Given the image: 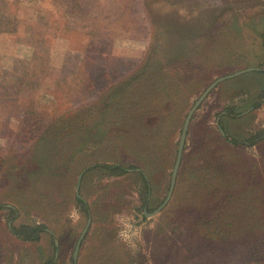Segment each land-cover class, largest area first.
I'll list each match as a JSON object with an SVG mask.
<instances>
[{
  "label": "rangeland",
  "instance_id": "obj_1",
  "mask_svg": "<svg viewBox=\"0 0 264 264\" xmlns=\"http://www.w3.org/2000/svg\"><path fill=\"white\" fill-rule=\"evenodd\" d=\"M249 67L193 111L152 213L187 110ZM263 87L264 0H0V264H72L87 217L75 264H245L264 248Z\"/></svg>",
  "mask_w": 264,
  "mask_h": 264
},
{
  "label": "trees",
  "instance_id": "obj_2",
  "mask_svg": "<svg viewBox=\"0 0 264 264\" xmlns=\"http://www.w3.org/2000/svg\"><path fill=\"white\" fill-rule=\"evenodd\" d=\"M262 92L264 93V87L262 89ZM218 128L223 129V126L218 123ZM250 139L255 138V134H251ZM250 140H247L246 142L242 141V144L244 145H252L253 142H249ZM93 167H96L97 169L105 171L108 175H114L119 176L127 172V169H135L136 167L133 165L129 166H123L121 163H101V164H95ZM138 176L140 177L142 181L143 186V192L141 198V204L143 205L146 202V195L149 191L148 183L145 179V176L142 172H137ZM74 201L77 204L79 210H81L86 216L89 214L88 212V206L83 198L80 196H74ZM11 213H14L12 209H10ZM8 221V220H7ZM9 232L14 235L17 239L25 242L29 241H37L39 239L40 233H42L45 229V226L41 223H35V224H25L21 223L18 225H12L10 223L9 226H7ZM55 248V247H53ZM247 253L245 257V264H264V248L260 247L259 241H255L254 243H247L246 245ZM191 260V259H190ZM187 264H194L190 261L186 262Z\"/></svg>",
  "mask_w": 264,
  "mask_h": 264
},
{
  "label": "water",
  "instance_id": "obj_3",
  "mask_svg": "<svg viewBox=\"0 0 264 264\" xmlns=\"http://www.w3.org/2000/svg\"><path fill=\"white\" fill-rule=\"evenodd\" d=\"M254 69H256V68H250L249 67V68L241 69V70H238V71L233 72L231 74H227V75L220 76V77L216 78L215 80H213L212 82H210L204 88V90L199 94V96L196 98V100L193 102V104L187 110L186 115H185V117L183 119V123H182V126H181V130H180V135H179V139H178V143H177V148H176V154H175V159H174L173 167H172V170H171L170 183H169V187H168L167 194H166L164 200L162 201V203L155 210H153L152 213H154L158 209H160L165 204V202L167 201V199L169 198V195H170L171 190H172V187H173L176 170H177V167H178V164H179V161H180V157H181L182 145H183V140H184V137H185L186 129H187L188 122L190 120V117H191L193 111L197 108V106L199 105V103L201 102V100L207 95V93L218 82H220L223 79L232 77V76L237 75L239 73H242L244 71H249V70H254ZM219 132L222 134L221 129H219ZM79 177H80V174L78 175V179H77V182H76V188H75V194H76V196H78V194H77V186H78V183H79ZM143 213H144V215H146L145 212H143ZM88 224H89V217H87L86 222H85V225H84L83 229L81 230V232H80V234H79V236H78V238L76 240V243H75V246H74V250H73V253H72L73 264H74V260H75V256H76V253H77V248H78L79 242L82 239V236L85 233V231H86V229L88 227ZM54 244H56V241L55 240H54Z\"/></svg>",
  "mask_w": 264,
  "mask_h": 264
},
{
  "label": "flooded vegetation",
  "instance_id": "obj_4",
  "mask_svg": "<svg viewBox=\"0 0 264 264\" xmlns=\"http://www.w3.org/2000/svg\"><path fill=\"white\" fill-rule=\"evenodd\" d=\"M252 68V67H251ZM254 68V67H253ZM257 69V68H256ZM256 69H254V70H256ZM191 118V117H190ZM218 128V127H217ZM180 135V134H179ZM185 135H186V133H185ZM185 138V137H184ZM183 142H184V140H183ZM182 147H183V145H182ZM135 170H137V169H135ZM75 196H76V194H75ZM77 197H79V195L77 196ZM144 208H145V203L143 204V212H144ZM10 225V222L8 221L7 222V226H9ZM14 236V235H13ZM52 246L53 247H55V248H53V250H55L56 249V244H54V242L52 243ZM78 249V248H77ZM74 250V249H73ZM73 253V252H72ZM75 258H76V256H75ZM71 263L73 264V260H72V256H71ZM74 264H75V260H74Z\"/></svg>",
  "mask_w": 264,
  "mask_h": 264
},
{
  "label": "clouds",
  "instance_id": "obj_5",
  "mask_svg": "<svg viewBox=\"0 0 264 264\" xmlns=\"http://www.w3.org/2000/svg\"><path fill=\"white\" fill-rule=\"evenodd\" d=\"M70 216L73 220H76L79 218L78 216V211L76 209H73L72 212L70 213Z\"/></svg>",
  "mask_w": 264,
  "mask_h": 264
}]
</instances>
